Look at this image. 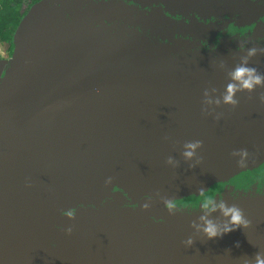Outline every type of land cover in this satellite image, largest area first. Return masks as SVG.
Wrapping results in <instances>:
<instances>
[{
  "label": "water",
  "instance_id": "obj_1",
  "mask_svg": "<svg viewBox=\"0 0 264 264\" xmlns=\"http://www.w3.org/2000/svg\"><path fill=\"white\" fill-rule=\"evenodd\" d=\"M10 45L0 264L264 258V0H36Z\"/></svg>",
  "mask_w": 264,
  "mask_h": 264
},
{
  "label": "clouds",
  "instance_id": "obj_2",
  "mask_svg": "<svg viewBox=\"0 0 264 264\" xmlns=\"http://www.w3.org/2000/svg\"><path fill=\"white\" fill-rule=\"evenodd\" d=\"M232 76H233V79L240 82V87L242 89H248V90L253 89L254 86L260 84L262 80H264V78L260 77L259 75H255L253 69H249L246 67L237 68L235 72L232 74ZM235 91H236V86L229 85L227 89V95L224 97L225 102H234L233 94ZM188 147L194 148L195 145H188ZM185 155L191 156L192 152H187L185 153ZM201 199L203 200L204 208L207 209L209 207V204L211 203V199H212L211 196L209 195L206 198L202 197ZM179 203L183 204V201H180ZM192 206L195 207V203ZM221 207L223 208L224 215L231 217L230 224L233 225V227L231 228L226 226L223 230L224 233L235 230L236 226L246 225V221L243 219V215L238 208L236 207L224 208L223 205H221ZM205 232L207 233L209 238H215L218 235H221L217 227L214 224H212L210 221L208 222V225L205 228ZM256 264H264V258H261L258 255L256 259Z\"/></svg>",
  "mask_w": 264,
  "mask_h": 264
},
{
  "label": "trees",
  "instance_id": "obj_3",
  "mask_svg": "<svg viewBox=\"0 0 264 264\" xmlns=\"http://www.w3.org/2000/svg\"><path fill=\"white\" fill-rule=\"evenodd\" d=\"M36 0H0V42L9 43L18 21ZM12 45H10L9 51Z\"/></svg>",
  "mask_w": 264,
  "mask_h": 264
},
{
  "label": "rangeland",
  "instance_id": "obj_4",
  "mask_svg": "<svg viewBox=\"0 0 264 264\" xmlns=\"http://www.w3.org/2000/svg\"><path fill=\"white\" fill-rule=\"evenodd\" d=\"M5 48H6V45L0 42V56L1 57H6Z\"/></svg>",
  "mask_w": 264,
  "mask_h": 264
},
{
  "label": "flooded vegetation",
  "instance_id": "obj_5",
  "mask_svg": "<svg viewBox=\"0 0 264 264\" xmlns=\"http://www.w3.org/2000/svg\"><path fill=\"white\" fill-rule=\"evenodd\" d=\"M4 44L6 45L5 52H6V57H7L9 55V53H10V51H9L10 44L9 43H4Z\"/></svg>",
  "mask_w": 264,
  "mask_h": 264
}]
</instances>
